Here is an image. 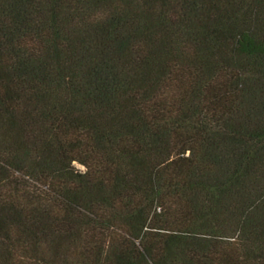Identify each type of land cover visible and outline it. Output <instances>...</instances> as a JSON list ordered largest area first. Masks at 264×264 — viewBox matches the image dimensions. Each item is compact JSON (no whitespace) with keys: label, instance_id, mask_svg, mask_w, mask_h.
I'll return each instance as SVG.
<instances>
[{"label":"trees","instance_id":"trees-1","mask_svg":"<svg viewBox=\"0 0 264 264\" xmlns=\"http://www.w3.org/2000/svg\"><path fill=\"white\" fill-rule=\"evenodd\" d=\"M0 264H264V0H0Z\"/></svg>","mask_w":264,"mask_h":264},{"label":"rangeland","instance_id":"rangeland-1","mask_svg":"<svg viewBox=\"0 0 264 264\" xmlns=\"http://www.w3.org/2000/svg\"><path fill=\"white\" fill-rule=\"evenodd\" d=\"M76 165L78 166V167H80V168H83L80 164H78V163H76Z\"/></svg>","mask_w":264,"mask_h":264}]
</instances>
